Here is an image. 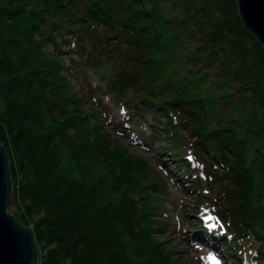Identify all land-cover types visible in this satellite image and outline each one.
Wrapping results in <instances>:
<instances>
[{"label":"trees","instance_id":"obj_1","mask_svg":"<svg viewBox=\"0 0 264 264\" xmlns=\"http://www.w3.org/2000/svg\"><path fill=\"white\" fill-rule=\"evenodd\" d=\"M103 103L147 136L161 120L178 164L186 144L212 151L225 169L212 208L230 236L192 230L227 262L262 258L264 46L235 0H0L8 207L31 227L37 264H182L154 235L170 222L172 165L130 151L96 113Z\"/></svg>","mask_w":264,"mask_h":264},{"label":"rangeland","instance_id":"obj_2","mask_svg":"<svg viewBox=\"0 0 264 264\" xmlns=\"http://www.w3.org/2000/svg\"><path fill=\"white\" fill-rule=\"evenodd\" d=\"M47 49H50V46H48ZM72 83H74L79 93H81L82 90L77 80L72 79ZM94 93V90L91 92L84 91V95L88 97L89 101H97L93 98ZM111 110L112 108L105 103L98 106V108L96 107V113L102 117L104 123L108 122L109 129L112 133L118 134L123 143L128 144L130 151L146 157L150 161V165L154 167V170L163 171L161 165H164L166 162L172 165V168L165 174L167 195L164 199L166 205L165 211L167 212L164 215L170 219V222L167 224L166 229L155 232V237L174 250V255L178 262L182 264H207L205 248L199 243L200 241L205 242L206 237L200 232L195 233L192 229L197 231L199 227L198 219L200 212H203L204 218L208 219L204 220L202 218L206 227L214 228L213 225L208 224L211 219L215 220L217 226L220 228L225 225L226 221L224 223L222 218L224 220H226V218L218 217L216 214L217 210L216 208H212L211 203V199L222 195L224 185L219 177L216 176L225 170L224 167H221V165L218 167V165L215 166V164H213L214 160L211 157L212 151L206 150V152H201L193 143L186 144L184 148V153L186 152L188 156H193L192 160H188V165L186 163V166L185 163L182 164L180 162V164H178L179 161L177 162V158L173 157L168 152V149L163 146V144L167 143L169 140V136L161 120L156 122L153 128V130L155 129L153 134L147 136L143 128L141 129L133 125L131 129V123L129 128H124V124L117 121L119 117H115ZM188 140L191 141V139ZM192 166L195 167L193 171L183 176L181 173L183 168L187 167V170H189ZM193 178H196L197 184L194 182ZM196 198L201 199L197 207H195L197 211L193 214H188L187 211H189L190 205L195 203ZM220 199H222V197H220ZM224 232H226V230H224ZM229 232L228 229L225 234L228 236ZM227 236L226 238H228ZM219 247L221 248V246L218 245L217 249H220ZM221 250L223 252L224 249L221 248ZM239 250L242 251V247H240ZM210 254L209 259L214 257L213 253ZM245 255L243 262L231 261L228 262V264L264 263V255H261L262 258H254L257 254L253 249ZM225 257L227 259V256ZM239 259L241 260V257ZM214 263L216 262L214 261Z\"/></svg>","mask_w":264,"mask_h":264},{"label":"water","instance_id":"obj_3","mask_svg":"<svg viewBox=\"0 0 264 264\" xmlns=\"http://www.w3.org/2000/svg\"><path fill=\"white\" fill-rule=\"evenodd\" d=\"M246 29L264 46V0H235ZM11 180L7 153L0 142V264H37L38 249L29 225L8 209Z\"/></svg>","mask_w":264,"mask_h":264}]
</instances>
